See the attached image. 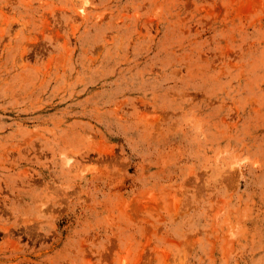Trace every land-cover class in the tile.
Here are the masks:
<instances>
[{
  "label": "rangeland",
  "instance_id": "1",
  "mask_svg": "<svg viewBox=\"0 0 264 264\" xmlns=\"http://www.w3.org/2000/svg\"><path fill=\"white\" fill-rule=\"evenodd\" d=\"M0 264H264V0H0Z\"/></svg>",
  "mask_w": 264,
  "mask_h": 264
}]
</instances>
